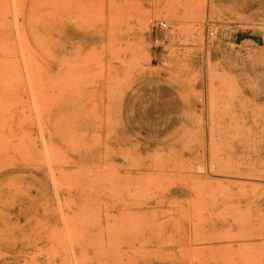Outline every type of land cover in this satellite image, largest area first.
Masks as SVG:
<instances>
[{"label": "rangeland", "instance_id": "374dc122", "mask_svg": "<svg viewBox=\"0 0 264 264\" xmlns=\"http://www.w3.org/2000/svg\"><path fill=\"white\" fill-rule=\"evenodd\" d=\"M95 263L264 264V0H0V264Z\"/></svg>", "mask_w": 264, "mask_h": 264}, {"label": "bare ground", "instance_id": "6f19581e", "mask_svg": "<svg viewBox=\"0 0 264 264\" xmlns=\"http://www.w3.org/2000/svg\"><path fill=\"white\" fill-rule=\"evenodd\" d=\"M76 185V184H75ZM68 218V217H67ZM108 218V217H107ZM92 222V221H91ZM112 223V222H111ZM90 224V223H89ZM109 224V223H108ZM91 225H93V224H91ZM106 230V229H105ZM68 231V230H67ZM71 233V232H70ZM73 234V233H72ZM82 235V234H81ZM86 236V235H85ZM114 238V237H113ZM80 240V239H79ZM111 240H113V239H111ZM72 241V240H71ZM94 243V242H93ZM109 243H111V242H109ZM85 244V243H84ZM81 245H83V244H81ZM110 245V244H109ZM87 246V245H86ZM90 247V246H89ZM98 251V250H97ZM100 251V250H99ZM105 253V252H104ZM83 254V253H82ZM82 257V256H81ZM86 257V256H85ZM84 258V257H83ZM85 261V260H84ZM70 262V261H69ZM97 262V261H96ZM96 264V263H95Z\"/></svg>", "mask_w": 264, "mask_h": 264}, {"label": "built area", "instance_id": "2783aa9c", "mask_svg": "<svg viewBox=\"0 0 264 264\" xmlns=\"http://www.w3.org/2000/svg\"><path fill=\"white\" fill-rule=\"evenodd\" d=\"M162 24V23H161ZM162 25H164V24H162Z\"/></svg>", "mask_w": 264, "mask_h": 264}]
</instances>
